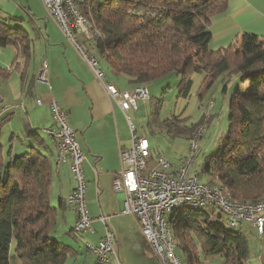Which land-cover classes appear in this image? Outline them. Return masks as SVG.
I'll list each match as a JSON object with an SVG mask.
<instances>
[{
    "label": "trees",
    "instance_id": "trees-1",
    "mask_svg": "<svg viewBox=\"0 0 264 264\" xmlns=\"http://www.w3.org/2000/svg\"><path fill=\"white\" fill-rule=\"evenodd\" d=\"M229 1L84 0L81 11L98 36L78 41L96 58H106L114 74L126 75L135 85L164 81L165 90L176 85V99L191 96L195 74L204 75L198 90L200 107L216 84L224 93L230 92L225 142L206 157L201 175L214 178L237 202H258L264 199V38L245 33L228 48H211L209 23L227 10ZM27 35L22 26L12 24V18L0 16V47L13 46L28 57ZM9 73L0 66V80ZM213 107L214 101L209 102L200 120L210 116L207 110ZM174 116L166 117L164 129L191 140L197 125L181 124ZM49 159L36 148L13 156L0 143V264H11L14 256L22 264H67L69 260L88 264L93 259L90 247L86 246L88 253H80L65 243V233L55 229ZM166 218L187 264H214L210 259L215 256L223 257L222 264H248V237L228 224L220 208L184 206ZM75 233L73 227L68 237ZM90 261L102 264L97 256Z\"/></svg>",
    "mask_w": 264,
    "mask_h": 264
},
{
    "label": "crops",
    "instance_id": "crops-1",
    "mask_svg": "<svg viewBox=\"0 0 264 264\" xmlns=\"http://www.w3.org/2000/svg\"><path fill=\"white\" fill-rule=\"evenodd\" d=\"M48 15L42 0H0V16L12 18V24L22 26L30 39L28 57L19 55L21 50L13 46L0 47V66L10 71L7 78L0 80V119L5 113L8 118L4 120L10 122L6 134L3 123L0 124V143L5 152L11 149L13 156L29 153L36 148L50 158L53 167L50 203L57 211L55 229L60 233H64L67 226L73 229L77 210L68 202L67 197L75 187L70 162L57 163L54 160L56 146L53 140L50 138L51 141L47 144L45 138L38 133L40 129L47 135L45 129L55 124L50 100H56L67 113V122L77 132V139L87 156L84 176L87 183V208L92 221L96 225L98 222L102 223L99 220L101 215L108 216V226L115 234L117 258L121 259L122 255L126 262L122 248L127 244H136L145 258V249H152L143 237L137 221L135 223L131 220L136 231H129L136 234V243L132 239L134 236L124 237L128 229L122 227L117 219L128 215L122 212L125 194L116 191L113 186V181L121 169L120 150L132 145L129 121L120 105L108 95L104 84L96 78L93 70L81 57L74 43L66 38L59 24ZM209 28L212 32L210 46L214 50L228 48L241 40L245 33L264 38V0H230L227 10L212 18ZM44 61L48 63L47 82L39 80ZM105 70L108 80L120 91L132 90L136 86L126 75H116L110 69ZM203 79V74L194 75L191 96L184 100L175 99L174 114L175 110H183V116H186L197 109H206L207 104L214 101L216 93L211 94L209 90L204 96L203 107L198 104V90ZM147 87L151 99L159 89L152 82ZM38 99H42L41 104L37 102ZM224 103L228 105V99ZM214 108L215 101L214 107L207 110L211 117L216 115ZM18 129L24 130V135L20 136ZM25 138L27 140L23 143ZM183 160L184 158L172 163L173 169ZM151 163L149 167L156 166L157 158ZM197 168L201 169L200 166ZM200 179L210 184L208 180L211 178L207 174H202ZM69 219L73 221L70 222ZM95 257L93 254V259ZM139 260L136 259L138 262ZM108 262H112V259Z\"/></svg>",
    "mask_w": 264,
    "mask_h": 264
},
{
    "label": "built area",
    "instance_id": "built-area-1",
    "mask_svg": "<svg viewBox=\"0 0 264 264\" xmlns=\"http://www.w3.org/2000/svg\"><path fill=\"white\" fill-rule=\"evenodd\" d=\"M50 17L59 24L68 39L73 41L81 57L93 70L96 78L104 84L110 95L122 108L129 121L132 134L130 148H121V169L116 175L113 186L122 191L124 197L123 213L135 217L147 244L157 254L162 264H181L174 249L176 240L167 220L168 214L184 206L207 207L216 206L226 213L228 224L239 227L241 222H249L264 232V199L258 202H240L233 198L231 192L220 183L208 184L201 178L200 168L193 169L196 150L205 130L197 128L190 144V154L183 162L173 169L172 163L163 155L157 157V165L149 167L151 145L149 139L137 136L136 128L129 112L138 109L140 99L150 98L149 89L145 84L136 85L132 90H121L108 80V73L96 58L95 54L86 49L77 36L94 40L98 34L94 31L88 18L82 13L80 5L84 0H42ZM39 80L48 81V63L44 61ZM39 104L42 99H38ZM51 111L55 124L45 129L47 135L56 146L57 163L70 162L75 187L67 196L68 202L77 210L75 231L93 230L92 220L87 208V183L84 176V163L87 156L77 139V132L71 128L67 113L54 99L50 100ZM212 104L209 105L211 107ZM100 220L107 226L106 232L98 245L86 243L96 254L100 263H106L110 256H118L115 247V234L108 226V216L101 215Z\"/></svg>",
    "mask_w": 264,
    "mask_h": 264
},
{
    "label": "rangeland",
    "instance_id": "rangeland-1",
    "mask_svg": "<svg viewBox=\"0 0 264 264\" xmlns=\"http://www.w3.org/2000/svg\"><path fill=\"white\" fill-rule=\"evenodd\" d=\"M59 28L61 29L60 26ZM80 36L81 38H85L84 35H80ZM77 38L80 39L79 36H77ZM68 40L70 42H73L70 39ZM85 45L86 44H84V46ZM97 58L105 69H110L107 64L106 58H103V56L101 55L98 56ZM162 80H166V79L163 78ZM154 84H156L157 88L159 89L158 93L160 92V94L158 93L153 94V97L151 99H147V100L140 99L139 109L132 110L129 113L135 125V128H136L135 133L137 134V136L146 137L150 141V144H151V155L150 156L151 157H150L149 165H152L151 161L155 160L159 154L160 155L163 154L171 163L174 164L180 161L182 158L187 157L190 154V144H191L190 141L191 140L186 135L172 136L171 134L168 133L167 130L164 129V120L166 119V117H171L172 114H174L173 104L175 103V99H176V92H175L176 85H173L171 88H166L165 90V88H163L165 84L164 81H154ZM236 84H237V88L240 87L238 86L237 82ZM234 85L235 83L233 84V82H231L230 87ZM218 87H219V84H216L214 89L211 90V94L216 93L215 99H214L215 101L214 109L216 110L215 111L216 115H212L206 128L204 127L205 126L204 124L207 122L206 120H208L210 116L204 117L205 120L203 119V121L200 120L201 117L205 113L204 108L197 109L191 114H188L186 116H183V113H184L183 110L178 111V112L175 110L176 114L174 117L178 120L179 123L184 124V125L185 124L187 125L196 124L197 125L196 130L197 128H200V127H204V130H205L204 136L200 139L199 148L196 150L195 159L193 163V166H194L193 169H196L199 166L202 169V164L204 163L205 159L207 160L206 157L212 155L214 150L219 148L225 142L224 137L229 127V112H228V105L224 102L227 99L229 100L230 92L224 93L222 91V87L219 89ZM164 90L166 92H164ZM4 118L5 119L8 118V115L5 113L3 114V117L0 119V124L3 123V129L6 134L10 127V124H9L10 122H8L7 120L5 121ZM2 120H4L5 122H2ZM17 133L20 136H22L24 135L25 131L22 129H18ZM38 133L41 134L43 138H45V140L47 141V144L50 143L51 139L50 137H48V135H45V133L40 129H38ZM3 139L7 143L6 137L3 136ZM26 140L27 138L23 139V143H25ZM7 149L8 147L6 146V150ZM201 169H200V172H201ZM208 182L212 184V183H215L216 181L214 180V178H211L208 180ZM69 220L70 222L73 221V219H69ZM117 220L122 227H126L128 229V231L124 233V237L126 235H132L134 236V238L132 239L136 243V240H137L136 234L134 232H129L130 230L136 231V229L131 225V220H133V222L136 221L135 217L128 214V215H124L120 217ZM101 222L103 223L102 220ZM102 223L98 222V224L95 225L94 222H92L93 233L91 230L83 231V232L76 231L75 233L76 236L74 237H68L70 226H67V229L64 230V233L67 236V238H64L65 243L77 249L80 253H84V252L88 253L86 243H91L92 245H98L101 241L100 237L107 230V226L104 223L103 224ZM239 228L242 231H244L248 237V245H249L248 264H264V235H259L257 229L253 227L252 224L250 225V223H243L239 225ZM141 233H142V230H141ZM89 235H93L94 237H90ZM135 245L136 244H127L125 247H123V245L121 244V246L123 247L122 250L125 254L126 262L124 261L121 255V259L117 258V256L116 257L110 256L109 258L112 259V262H106L103 264H162L158 256H156L157 254L153 250L149 251L148 249H145L147 256L144 258L141 255L140 249L137 247V245L136 246ZM138 246H139V242H138ZM174 252L179 257L181 264H187V258L185 257L184 252L181 250L180 247L177 246L174 249ZM153 253L155 254L156 258L155 256H153L154 255ZM137 258L140 259L139 262L136 261ZM90 260H93V259H91L90 257L88 259V264L92 263V261ZM210 260L214 264L223 263V257L221 256H215L211 258ZM10 262L11 264H22L21 260L15 256L11 259ZM76 262L77 260L74 262L69 260L67 264H76Z\"/></svg>",
    "mask_w": 264,
    "mask_h": 264
}]
</instances>
